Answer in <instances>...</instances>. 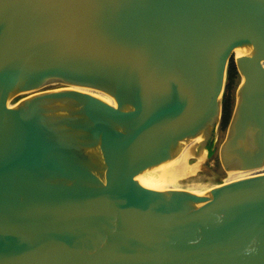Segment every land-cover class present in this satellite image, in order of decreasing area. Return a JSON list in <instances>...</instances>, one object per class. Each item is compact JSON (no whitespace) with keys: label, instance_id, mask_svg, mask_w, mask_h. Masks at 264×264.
<instances>
[{"label":"water","instance_id":"obj_1","mask_svg":"<svg viewBox=\"0 0 264 264\" xmlns=\"http://www.w3.org/2000/svg\"><path fill=\"white\" fill-rule=\"evenodd\" d=\"M262 168L264 0H0V264H264Z\"/></svg>","mask_w":264,"mask_h":264},{"label":"rangeland","instance_id":"obj_2","mask_svg":"<svg viewBox=\"0 0 264 264\" xmlns=\"http://www.w3.org/2000/svg\"><path fill=\"white\" fill-rule=\"evenodd\" d=\"M238 84L239 79L237 77L233 85V92L231 94L232 100L236 90L235 88ZM224 134L225 131H223L222 129L218 130L217 141L212 147L211 153H209L208 157L197 172L186 178L178 179L176 183L169 181V184L174 187V190L176 189V187H180L181 189L199 190L201 188L208 187L210 184L222 181L228 177V175L225 174L223 169L220 167L217 157L218 147L224 137Z\"/></svg>","mask_w":264,"mask_h":264},{"label":"bare ground","instance_id":"obj_3","mask_svg":"<svg viewBox=\"0 0 264 264\" xmlns=\"http://www.w3.org/2000/svg\"><path fill=\"white\" fill-rule=\"evenodd\" d=\"M160 170H158L157 172H159ZM264 168H262L261 170H255V171H250V172H241V173H236V174H230L229 178H237V177H241L244 175H248L250 173H260L263 172ZM136 180L138 181V183L146 188L149 189H161V190H173L174 187H172L171 184H169L168 180H164L162 179L159 175L156 174V172L154 173H150V174H145V175H140L136 177ZM171 182V181H170ZM176 181H174L173 183H176ZM180 187H176V189H178ZM204 188H201V190Z\"/></svg>","mask_w":264,"mask_h":264},{"label":"trees","instance_id":"obj_4","mask_svg":"<svg viewBox=\"0 0 264 264\" xmlns=\"http://www.w3.org/2000/svg\"><path fill=\"white\" fill-rule=\"evenodd\" d=\"M237 77L238 76L235 71V68L231 65L229 73H228V78H227V86H226V91H225L224 100H223V114H222V120L220 124V129H222L223 131L226 130V127L230 119L231 110H232V95L231 94L233 92V89H234L233 85Z\"/></svg>","mask_w":264,"mask_h":264}]
</instances>
